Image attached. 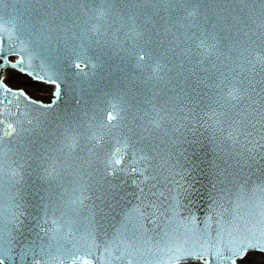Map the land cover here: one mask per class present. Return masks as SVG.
Returning <instances> with one entry per match:
<instances>
[{
    "label": "snow or ice",
    "instance_id": "obj_1",
    "mask_svg": "<svg viewBox=\"0 0 264 264\" xmlns=\"http://www.w3.org/2000/svg\"><path fill=\"white\" fill-rule=\"evenodd\" d=\"M29 2L37 7L36 19L0 17V264H264V182L250 188L246 181L236 182V173L264 160V0H238L249 6L246 19L234 8L213 9L211 30L200 0H131L153 5L155 15L177 6L183 15L159 26L151 16L138 22L130 15L114 29L102 9L95 23L85 19L81 24L77 17L69 26L65 8L77 0ZM94 2L79 0V6ZM231 2L222 0L223 5ZM105 50L130 63L145 82L180 83L172 87L173 96L149 101V118L137 140L105 139L106 130L121 119L120 96L108 102L89 138L95 141L91 147L79 145L81 134L68 129L55 151L68 155L81 147L90 170L79 178L72 199L65 198L66 189L56 199L46 194L42 218L30 217L24 175L36 170L35 162L38 178L52 182L63 167L52 152L34 157L6 145L32 132L40 115L59 103L69 68L87 77L88 68L103 62ZM218 61L234 67L220 71ZM24 76L29 78L25 87L50 91L48 102L10 86ZM189 76L209 90L211 104L204 110H196L182 87ZM34 109L43 111L35 115ZM205 148L214 157L208 173L213 179L209 212L200 219L185 201L192 174H204ZM122 175L133 177L136 192L125 190L128 181ZM118 208L121 220L114 227L110 217ZM29 219L37 221L35 227H28Z\"/></svg>",
    "mask_w": 264,
    "mask_h": 264
},
{
    "label": "water",
    "instance_id": "obj_2",
    "mask_svg": "<svg viewBox=\"0 0 264 264\" xmlns=\"http://www.w3.org/2000/svg\"><path fill=\"white\" fill-rule=\"evenodd\" d=\"M200 3L202 10L207 11L208 24L206 27L209 30H211V25L216 22V14L213 9L218 7L234 8L236 13L245 19L248 15L249 6L238 3V0H232L227 5H223L222 0H200ZM251 7L256 9L257 6L251 5ZM84 9H92V11L85 12ZM84 9L79 6V0L70 7L65 8L69 26H71L72 21L76 20L77 17L80 18L79 23L81 24H83V20L85 19H90L91 23H95L93 18L98 15V11L101 9L105 11V21L111 24L113 29L118 27L122 20L127 21L130 15H136L138 22L151 16L158 26L163 25L165 21L172 23L179 16L183 15L179 6L174 10L170 9L169 13L161 9L159 10V14L155 15L153 5L133 4L131 0H108V3H101V0H95L92 4H85ZM38 15L37 7L30 3L29 0H0V17L4 21L16 17H20L26 21L30 18L36 19ZM169 15H171V20H169ZM101 23H104V21H101ZM201 23H203V18H201ZM87 26L90 25H85V27ZM74 30L78 31V29ZM221 35L223 36V34ZM189 43L195 48L194 41H190ZM224 43L226 41L222 40L221 47H223ZM105 51L107 54L101 56L103 62L98 64L95 69L88 68L87 77L80 76L74 68H69L68 71L71 75L67 76L61 83L62 92L59 103L44 115H40V123L32 132L13 144L6 145V147L16 148L21 154L34 157L42 156L45 151L52 152L53 155L59 156L63 167L60 178L52 182H46L38 178L37 173L39 169L36 168L35 162L32 167L36 170L32 171L29 169L28 173L24 175L23 195L30 217L42 218L40 206L43 201L41 197L46 194L50 195L52 199H56L57 194L66 189L65 198L72 199L73 189L79 187V178L83 175L84 171L90 170L87 168L86 163L89 159L88 153L86 150H82L81 147H77L68 155L55 151L61 146L63 135L68 129H75V133L81 134L78 139L79 145L91 147L95 141H90L89 138L96 130L95 125L103 118L104 112L108 110V102L114 96H120L124 109L121 113V119L116 122L115 127L106 130L105 139L112 140L114 138L128 137L132 140H137L139 135L143 134L141 126L146 125L149 118L145 115L146 112H150L151 106L149 101L167 99L173 96L175 93L172 92V87L180 83L177 79L172 80V85L155 80L145 82L138 71L126 60L121 59V56L112 55V50ZM221 60H223V57H221ZM37 62L34 61V63ZM93 63H96V61L93 60ZM225 65L234 67V64L230 61H225L223 64L219 61L217 62L219 70L227 73ZM212 71L216 70L213 69ZM236 71H239V69H236ZM185 75L187 74L185 73ZM197 75L203 77L204 73L198 72ZM169 76L174 77L175 72L170 73ZM260 78V76L256 77L257 80ZM28 82L29 78L24 76L21 77V80L14 81L10 86L23 88L32 97L48 101L47 98L51 94L50 91H40L35 88L25 87ZM44 87L48 88L49 86L45 85ZM182 87L190 93V98L196 103L197 111L204 110L206 106L211 104L209 90L204 89L202 85L197 87V81L191 76H189L186 83L182 84ZM256 87L259 89L260 85L256 84ZM42 111L34 109L33 113L39 115ZM203 153H205L203 159L206 161L202 165L204 174H201L199 171L192 174L190 179L194 178L193 188L188 200L185 201L188 203L189 209L196 213L200 219H203L205 214L209 212V205L211 203L209 193L212 191L210 181L213 179L208 174L211 167L209 162L214 159L212 153L207 148L203 150ZM81 157L84 159L81 160ZM216 164L220 168L225 166L224 162L220 159L216 160ZM236 177V182L241 183L246 181L249 188L254 184L264 182V160H259L257 164L245 170L243 174L236 173ZM132 178L123 175L120 177V179L128 181L125 184V190L128 193L136 192V188L131 185ZM229 187H233V185H229ZM129 199H132V197H129ZM6 202L7 192L5 193ZM82 211L84 215H87V209ZM110 220L112 226L119 227L118 222L121 220L119 208L112 214ZM26 223L28 227H35L37 221L29 219ZM148 226L151 227V225ZM108 231L111 233L112 227H109Z\"/></svg>",
    "mask_w": 264,
    "mask_h": 264
},
{
    "label": "rangeland",
    "instance_id": "obj_3",
    "mask_svg": "<svg viewBox=\"0 0 264 264\" xmlns=\"http://www.w3.org/2000/svg\"><path fill=\"white\" fill-rule=\"evenodd\" d=\"M182 264H197V263L193 262V263H182Z\"/></svg>",
    "mask_w": 264,
    "mask_h": 264
},
{
    "label": "bare ground",
    "instance_id": "obj_4",
    "mask_svg": "<svg viewBox=\"0 0 264 264\" xmlns=\"http://www.w3.org/2000/svg\"><path fill=\"white\" fill-rule=\"evenodd\" d=\"M197 264H201V262H196ZM180 264H182V263H180Z\"/></svg>",
    "mask_w": 264,
    "mask_h": 264
}]
</instances>
